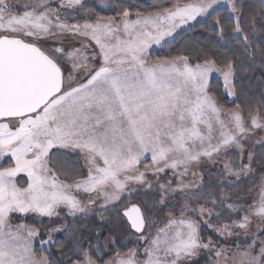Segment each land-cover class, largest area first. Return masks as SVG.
Wrapping results in <instances>:
<instances>
[{
    "label": "rangeland",
    "instance_id": "obj_1",
    "mask_svg": "<svg viewBox=\"0 0 264 264\" xmlns=\"http://www.w3.org/2000/svg\"><path fill=\"white\" fill-rule=\"evenodd\" d=\"M92 1L0 0V37L36 44L62 69V93L75 84L73 95L92 98L66 102L56 97L34 116L0 122V166L7 165L0 169V264H46L34 258V245H54L64 232L67 250L61 259L68 260L73 245L67 220L72 228L76 221L97 219L103 224L133 204L145 212L141 202L128 198L141 199L152 191L157 205L147 211L143 233L127 253L116 254L108 264H264V128L256 118L247 128L233 111L226 112L239 131L234 145L203 148V140L222 135L212 133L220 123L217 111L211 102L208 116L193 117L186 108L193 87L187 78L200 82L205 95L202 83L209 88L214 77L233 97L231 68L202 64L191 74H181L187 67L151 68L142 61L148 62L150 52L169 38L147 41L149 34L138 32L133 23L125 28L130 33L120 29L116 21L127 14L87 18L85 8ZM236 1L193 0L167 11L130 16L182 17L183 30L176 38L221 8L236 19ZM96 2L109 12L113 0ZM111 19L116 21L111 24ZM124 60L141 62L115 64ZM153 76L180 80L179 102H166L158 91L145 97L121 91ZM196 137L200 142H194ZM57 148L81 157L82 179H55L47 156ZM29 214L46 221L44 237L21 221ZM202 229L207 236L201 235ZM89 244L78 246L77 261L68 264H98L91 260Z\"/></svg>",
    "mask_w": 264,
    "mask_h": 264
},
{
    "label": "trees",
    "instance_id": "obj_2",
    "mask_svg": "<svg viewBox=\"0 0 264 264\" xmlns=\"http://www.w3.org/2000/svg\"><path fill=\"white\" fill-rule=\"evenodd\" d=\"M191 1L193 0H113L111 10L103 12L96 0H93L87 4L85 11L87 18L108 19L126 14H154ZM234 11L236 19L230 16L226 8L214 11L205 20L182 31L172 41L152 50L148 62L182 59L192 66L212 64L217 69L231 68L233 98L225 92L223 83L215 78L209 81V96L220 111H237L247 128L254 117L264 126V4L262 0H237ZM6 166L4 162L0 169ZM47 166L60 183H73L85 176L81 157L65 149L51 150L47 156ZM128 199L142 203L145 212L139 207L146 219L145 216L148 217L149 214L147 211L156 209L158 197L152 191L141 195V199ZM123 210L120 211V216L114 215L113 219L110 216L103 224L98 223L97 219L92 223L76 221L75 228H72L71 222L67 220L73 245V257L68 260L61 259L67 250L66 232L56 238L54 245L42 247L35 244L34 258L45 260L46 264L73 263L77 261L74 257L76 248L87 241L92 245L88 249L91 260L98 264H108L116 254L127 253L139 236L130 230L122 216ZM21 221L30 230L37 231L43 237L46 235L47 223L41 217L29 214L21 217ZM200 232L207 236L203 229ZM261 234L264 236V229ZM99 255L101 259H98Z\"/></svg>",
    "mask_w": 264,
    "mask_h": 264
},
{
    "label": "water",
    "instance_id": "obj_3",
    "mask_svg": "<svg viewBox=\"0 0 264 264\" xmlns=\"http://www.w3.org/2000/svg\"><path fill=\"white\" fill-rule=\"evenodd\" d=\"M63 87L62 69L36 44L0 37V122L38 114ZM122 216L133 233H143L146 222L138 205L124 209Z\"/></svg>",
    "mask_w": 264,
    "mask_h": 264
},
{
    "label": "crops",
    "instance_id": "obj_4",
    "mask_svg": "<svg viewBox=\"0 0 264 264\" xmlns=\"http://www.w3.org/2000/svg\"><path fill=\"white\" fill-rule=\"evenodd\" d=\"M170 16V15H169ZM167 17L165 15V17H163V15H156V16H130V15H126L125 17L122 18V21L118 20L116 21L115 19H111L109 21H112V23H114V21L117 22V24L115 25H120V29H124V31L130 33L131 29H125L127 28V26L130 27V24L133 23L134 24V28L137 29V31L139 32H143L145 36H147L146 34H149L148 40L147 41H151V38L156 39L157 37L163 38V39H168V42L172 41V39L175 37V35L177 33H179L181 30H183V26H182V17H180V19L178 20L177 17H175V19H173L172 17ZM124 20V21H123ZM127 20V23H125ZM133 21V22H132ZM150 23V24H149ZM178 23H179V27H178ZM147 24V25H146ZM175 24V28L173 27ZM130 29V30H129ZM152 33L156 36H152ZM127 36V35H126ZM151 43V42H149ZM152 45V43H151ZM153 46V45H152ZM141 61H129V60H124V61H118L117 65H122V66H126L127 64H131V63H140ZM143 63H147V66H151V68H153L154 66L160 67L159 69H167L170 68L171 71H174V69H182V67H187L186 69H182L183 71L181 72V74H185V73H194L196 72L195 70H198L196 68H201V66H192L189 63H187L185 60H174V61H168V62H156V63H150V62H146V61H142ZM103 64V62H101ZM107 62H104V64H106ZM110 63V62H108ZM206 65V64H205ZM208 65V64H207ZM206 65V66H207ZM169 66V67H168ZM178 71V70H175ZM189 74V75H190ZM183 76H187V75H183ZM211 78V77H210ZM209 78V80H210ZM214 78V77H213ZM187 81L190 82V85H193V87L191 89H188L190 91V94H194V92H196L197 96H191L190 94H188L187 97V109L189 111V115L194 116H208L206 113L207 107H211L212 109L216 110L217 112L214 114L217 116V119H219V127L215 128L213 130V135L216 134H220L219 132H222V135H218L217 137H211V138H207L206 140H203L202 142L206 145L203 146V148H211L214 147L215 144H219L216 145V147L218 148H228L234 145L233 143V139H236L239 131L236 127V124H233V122L231 121V116L230 113H225L222 111H219V109L217 108L215 102L210 99L209 95H208V84H204V89H205V95H202L201 91H200V82L199 84H197L195 78H187ZM206 82H208L207 79H205ZM233 82V81H232ZM87 83V82H86ZM85 83V84H86ZM75 85V84H73ZM71 85V87L73 86ZM189 85V86H190ZM183 84L180 83V80L178 79H165V80H161L159 79V77L153 76L150 79H142L139 83H136L134 85H129L128 89H124L121 91H124V94L127 92L130 95H134V92H137L138 97L143 95V97L147 96L148 92H153V91H158L160 92V95H165V99L166 102L169 101H178L179 102V95L183 92ZM71 87L68 88V90L66 89L64 93H61L57 98H63L66 102L70 101V100H80L81 98L85 101L87 100H91L92 98L85 96L84 94L80 95L78 98L76 97V95H73L74 93L71 90ZM154 93L155 94H158ZM85 96V97H84ZM233 98V97H230ZM191 101H196L195 104H192ZM55 102V101H54ZM58 102V101H57ZM211 102V104L209 103ZM208 104V105H206ZM209 104L211 106H209ZM183 108V107H182ZM204 112V113H202ZM134 113V112H133ZM232 113L235 114V116L242 121L240 114L237 111H233ZM256 117H254L253 119H251V122L255 119ZM257 119V122L260 123L259 119ZM242 124H244L243 122H241ZM13 124V123H12ZM261 127L264 128V126L260 123ZM14 126V124H13ZM16 128V127H15ZM9 130V129H8ZM210 130V129H209ZM13 132L14 128L9 130V132ZM197 140H194V138L192 140H194L195 143L200 142V140L198 139V137H196ZM227 144V145H226Z\"/></svg>",
    "mask_w": 264,
    "mask_h": 264
}]
</instances>
